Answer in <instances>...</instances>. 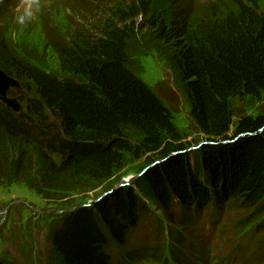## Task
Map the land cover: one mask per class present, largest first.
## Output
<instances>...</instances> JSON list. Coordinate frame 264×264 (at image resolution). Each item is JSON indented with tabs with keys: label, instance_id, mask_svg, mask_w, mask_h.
<instances>
[{
	"label": "trees",
	"instance_id": "trees-1",
	"mask_svg": "<svg viewBox=\"0 0 264 264\" xmlns=\"http://www.w3.org/2000/svg\"><path fill=\"white\" fill-rule=\"evenodd\" d=\"M168 1V20L151 13V0H131L113 14L116 23L82 27L70 41L55 42L59 76L21 56L0 25V69L35 87L31 98L10 92L24 104L19 114L0 102L1 184L26 178L23 185L38 195L43 185L61 186L56 193L64 194L103 186L132 162L143 161L147 170L135 185L60 215L51 246L61 264H132L163 254L173 264H192L201 256L184 239L187 230L204 217L220 219L224 210L247 213L238 229L260 221L254 232L264 231V114L237 111L241 103L264 102V13L257 0L209 9L196 0ZM8 3L0 6V24ZM146 30L174 47L164 59L206 137L197 159L188 151L195 143L131 68L134 44ZM149 219L166 239V226L178 222L180 236L159 252L132 247L131 236Z\"/></svg>",
	"mask_w": 264,
	"mask_h": 264
},
{
	"label": "rangeland",
	"instance_id": "rangeland-1",
	"mask_svg": "<svg viewBox=\"0 0 264 264\" xmlns=\"http://www.w3.org/2000/svg\"><path fill=\"white\" fill-rule=\"evenodd\" d=\"M151 1L154 2L152 14L170 19L171 2ZM228 1L237 3L242 0H196L200 6H206L207 9L212 5L222 6ZM257 1L260 12L264 13V0ZM1 4L7 6L6 0H0V6ZM8 4V13L3 16L0 24L8 40L12 41L13 47L21 56L31 61L34 67L56 75L60 64L54 48L55 42L70 41L76 37L77 29L82 27L92 31L101 29L108 20H114L116 23L113 14L117 9L126 8L131 4V0H9ZM134 46L131 68L171 111L174 124L187 137V141L195 143L188 151L197 159L198 148L205 144L203 141L206 137L197 131L192 122L185 86L164 59L167 57L165 53L172 55L174 47L164 41H158L152 30H146L139 36ZM59 75L57 73V76ZM18 82L23 88L20 96L34 97L35 87L31 83ZM13 93L19 95L18 91ZM237 111L241 115L264 114V102L241 103ZM144 168L143 161L132 162L103 186L94 184L92 191L77 190L64 194L56 193L61 192V186L56 189L43 185L40 187L42 193L38 195L23 185L28 180L26 178L13 183H0V259L13 264H61L51 246V234L60 221L61 213L101 198L107 190L124 184V180L138 179ZM30 183L40 186L37 181L31 180ZM218 213H222V216L216 223L202 220L187 230V237L184 239L195 243L199 250L197 255L208 257L205 261L201 257L197 264H264V231L261 234L254 232L260 221L246 224L241 230L238 229V224L247 216L246 212L231 209ZM155 214L162 215L157 210ZM179 215V209L176 208L175 216ZM174 224H168L163 231L167 236V243L169 237L177 239L180 236L176 232L179 223ZM154 226L152 219L147 220L134 234L132 246L152 240ZM189 246L186 241L185 248L188 249ZM139 259L140 261L132 264H148L152 261L146 257Z\"/></svg>",
	"mask_w": 264,
	"mask_h": 264
},
{
	"label": "water",
	"instance_id": "water-1",
	"mask_svg": "<svg viewBox=\"0 0 264 264\" xmlns=\"http://www.w3.org/2000/svg\"><path fill=\"white\" fill-rule=\"evenodd\" d=\"M22 87L17 79L8 76L5 72L0 70V102L12 109L15 113H20L22 110V104L15 98L9 96L12 90H21ZM140 177V175L138 176ZM137 177V178H138ZM136 182V178H130L129 183L132 185ZM93 205V204H91ZM80 206L79 208H82Z\"/></svg>",
	"mask_w": 264,
	"mask_h": 264
},
{
	"label": "bare ground",
	"instance_id": "bare-ground-1",
	"mask_svg": "<svg viewBox=\"0 0 264 264\" xmlns=\"http://www.w3.org/2000/svg\"><path fill=\"white\" fill-rule=\"evenodd\" d=\"M203 253V252H202ZM204 254V253H203Z\"/></svg>",
	"mask_w": 264,
	"mask_h": 264
}]
</instances>
